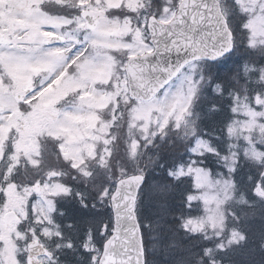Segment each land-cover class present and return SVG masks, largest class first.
Instances as JSON below:
<instances>
[{"label": "snow or ice", "instance_id": "1", "mask_svg": "<svg viewBox=\"0 0 264 264\" xmlns=\"http://www.w3.org/2000/svg\"><path fill=\"white\" fill-rule=\"evenodd\" d=\"M0 264H264V0H0Z\"/></svg>", "mask_w": 264, "mask_h": 264}]
</instances>
